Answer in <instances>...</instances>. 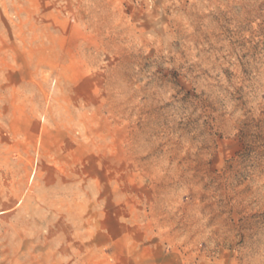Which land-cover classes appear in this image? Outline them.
<instances>
[{"label":"rangeland","instance_id":"obj_1","mask_svg":"<svg viewBox=\"0 0 264 264\" xmlns=\"http://www.w3.org/2000/svg\"><path fill=\"white\" fill-rule=\"evenodd\" d=\"M0 264H264V0H0Z\"/></svg>","mask_w":264,"mask_h":264}]
</instances>
